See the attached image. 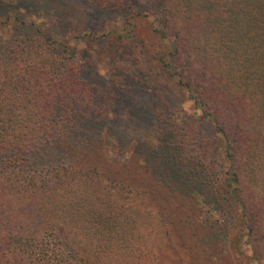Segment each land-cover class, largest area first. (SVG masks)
<instances>
[{
	"label": "trees",
	"instance_id": "obj_1",
	"mask_svg": "<svg viewBox=\"0 0 264 264\" xmlns=\"http://www.w3.org/2000/svg\"><path fill=\"white\" fill-rule=\"evenodd\" d=\"M92 1L102 10L131 11L129 18L159 7L156 31L169 49L159 56L157 79L142 70L135 76L158 99L149 117L161 124L148 130L158 145L148 157L190 192L193 217L192 197L209 180L251 231L263 229L264 0ZM18 6L0 0V18L12 22L9 38L0 35V264H124L134 255L131 242L155 238L144 229L156 216L141 210L140 192L98 164L97 149L110 135L103 126L115 109L96 104L91 86L79 82L76 48L58 42L49 49L50 35ZM58 48L68 56L53 53ZM173 88L192 100L201 120L178 119L162 105ZM115 95L120 113L148 115L130 108L126 94ZM115 143L121 146L120 138Z\"/></svg>",
	"mask_w": 264,
	"mask_h": 264
},
{
	"label": "rangeland",
	"instance_id": "obj_2",
	"mask_svg": "<svg viewBox=\"0 0 264 264\" xmlns=\"http://www.w3.org/2000/svg\"><path fill=\"white\" fill-rule=\"evenodd\" d=\"M18 5L22 14H30L27 21L40 25L50 35L49 49L58 42L76 48L75 60L81 65L79 82L91 86L90 96L96 104L106 101L111 110L115 109V113L107 114L103 126L110 135L106 144L97 149L98 164L108 173H118L117 180L140 192L142 199L135 201L141 210L151 208L156 216L152 229H144L155 238L131 242L129 250L134 255H129L124 264H264V228L251 231L242 211L234 208L221 186L211 181L210 187L209 180H202L207 183H202L198 187L200 194L192 197L198 201L197 215L193 217L186 208L192 206L190 192L179 190V181L165 176L155 168L150 159L153 156L148 157L158 145L157 135L148 131L161 124L154 113L149 117L158 99L144 92V82L140 84L135 76L142 70L144 75L157 79L159 56L169 49L167 40L156 31L160 25L159 7L150 6L155 14L129 18L131 11L102 10L92 0H18ZM0 21V35L9 38L11 20L2 17ZM58 52L68 56L63 48L53 51ZM117 93L128 96L130 108L136 106L135 110H146L148 115L136 120L129 108L117 111ZM166 99L168 102L162 105L177 112L178 119L184 115L202 119L192 100L177 88ZM211 129L207 122L202 126L204 134ZM115 137L120 138L121 146L115 143ZM220 161L226 162L225 157L221 156ZM218 191L221 196L217 201L214 197Z\"/></svg>",
	"mask_w": 264,
	"mask_h": 264
}]
</instances>
